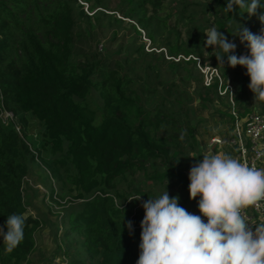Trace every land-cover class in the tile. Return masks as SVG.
<instances>
[{"label": "trees", "instance_id": "16d2710c", "mask_svg": "<svg viewBox=\"0 0 264 264\" xmlns=\"http://www.w3.org/2000/svg\"><path fill=\"white\" fill-rule=\"evenodd\" d=\"M80 1L94 11L93 18L78 0H0V104L17 114L24 136L27 114L42 126L35 155L13 127L0 123V226L6 232L7 215L13 213L27 218L24 240L12 253L4 251L0 236V264L27 263L36 250L35 232L43 220L28 213L23 191L30 162L36 158L51 181L68 184L74 193L71 201L79 205L67 214L65 235L80 230L85 254L72 252L68 263L136 264L144 215L137 205L144 194L130 184L124 194L118 183L142 172L145 180L159 184L166 178L189 184L181 168L182 155L196 144L192 123L198 116L191 104L198 98L199 107L207 108L222 96L228 98V87L220 80L222 76L225 80L226 58L222 66L214 54L220 75H211L208 85L203 84L194 58L203 57L204 51L198 38L203 26L196 18L211 11L212 22L234 43L241 42L235 36L240 25L254 34L264 28L258 16L226 11V0H175L176 23L165 29L162 46L165 55L178 59L165 58L163 50L145 52L143 44L130 40L123 60L117 57L112 68L100 69L99 62H75L73 52L77 41L93 37L92 20L103 14L97 8L108 6L105 0ZM163 4V0H119L117 7L122 17L133 19L136 34L140 35L139 26L153 40L151 23L165 20L159 17ZM113 20L118 25L122 22ZM81 22L87 27L84 34L78 31ZM179 23L183 32L177 28ZM241 50L248 53L246 42ZM133 54L141 58L143 75L136 89L134 80L121 70V61L130 59V66L136 60ZM162 64L164 72H160ZM192 81L193 94H189ZM92 90L102 101L100 121L85 103ZM183 93L190 106L184 112ZM233 94L235 106L245 104L241 95ZM260 102L264 113V101ZM248 111L237 114L243 117ZM44 150L50 154L48 162L42 160ZM136 196L140 200H128ZM61 201L55 199L58 205ZM129 220L131 233L126 226Z\"/></svg>", "mask_w": 264, "mask_h": 264}, {"label": "clouds", "instance_id": "9594fccd", "mask_svg": "<svg viewBox=\"0 0 264 264\" xmlns=\"http://www.w3.org/2000/svg\"><path fill=\"white\" fill-rule=\"evenodd\" d=\"M226 11L257 15L264 24V0H226ZM205 44L213 46L223 66L246 69L254 99L264 101V28L259 34L241 25L237 34L248 54L237 55V45L213 26L206 30ZM188 173L189 198L197 199L199 214L179 205L167 188L142 203L139 257L136 264H264V226L253 231L243 214L264 203V169L251 167L224 152H207ZM141 196L128 200H140ZM206 218V219H205ZM27 218L7 215V231L0 226L4 251L12 253L24 240ZM126 226L131 233L133 222Z\"/></svg>", "mask_w": 264, "mask_h": 264}, {"label": "rangeland", "instance_id": "374dc122", "mask_svg": "<svg viewBox=\"0 0 264 264\" xmlns=\"http://www.w3.org/2000/svg\"><path fill=\"white\" fill-rule=\"evenodd\" d=\"M163 1L164 9L159 13V17L165 20L157 24L156 19L152 21L151 27L154 28V32L152 34L153 40H151L147 35V30L137 26L140 35L136 34L131 27V25L134 24L133 19L122 17L117 7L119 0H105L104 5L108 7H98L97 10L103 12V14H100L98 19L92 20L93 28L91 32L93 33V37L88 41L82 39L77 41V45L73 52V60L81 64L99 62L100 64L98 66L100 69L112 68L111 63L115 58L119 57L123 60L124 54L127 51V44L130 40H133L134 44H143L145 52L151 50L159 52L163 50L164 56H166L165 58H172L165 55L166 49L162 46V37L166 35L165 29L167 31V27H174L176 23V2L175 0ZM198 1L207 2L210 0ZM78 2L83 4L84 12L93 18L94 11L88 10V4L80 0H78ZM258 14L259 12L257 15L253 16H258ZM114 17L121 19L122 22L120 25L113 20ZM195 21H200L203 26L198 38L203 40L204 51L203 57L194 58L196 59L197 68L203 73V84L208 85L211 75H220V71L213 64V56L217 50H213V46H207L205 44L206 33L204 32L210 27L215 26V23L212 22L211 11L205 14H199ZM86 28L85 23H79L78 31L84 34L83 31ZM177 28L182 32L184 31L183 24L181 23L177 25ZM235 44L237 45L235 52L238 56L241 54H248L241 50L242 42L235 40ZM134 57L136 60L133 61L130 66L128 65L130 59L125 62L121 61V70L125 71L134 80L133 86L136 89V87L143 82V75L141 69H139L141 67V58L137 54H133L132 58ZM172 59L176 60L178 57L176 56ZM162 66L160 72H164L166 69L164 64H162ZM222 77L220 80H223L227 87L229 86L228 98L222 96L218 100H214L207 108L199 107L198 98H195L191 104L192 107H190L189 103L186 101L187 95L185 93H183L180 98L182 111L184 112L186 107L195 108L196 115L198 116L192 123L194 126L193 131L195 132L196 144L193 148L187 147V151L182 155L181 171L187 178L190 167L200 160L204 153L224 152L235 158L230 151L231 149H228L227 146L218 148L212 143V139L214 138H227L229 136L233 127V120L228 113H231L232 108L235 109L236 112L241 113L245 108L249 110L248 113L260 112L261 102L254 99V94L248 88L249 76L246 74V69L243 66L237 65L234 68L228 66L225 68V80ZM194 84V81H192L191 85L188 86L187 91L189 94H193ZM233 92H236L238 96L241 95L244 98L245 104L238 107L232 104L231 95L233 96L235 94H233ZM219 93L222 94L223 91ZM227 102H230V105H228ZM85 103L90 110L96 112V121H100L102 101L98 92L92 90ZM26 118L28 122L27 138L32 141L33 144L37 142L39 144L42 126H40L38 121L30 114H27ZM32 134H37V136L34 137L35 139L32 137ZM42 155V160L47 162L50 161L51 157L48 151H42ZM29 170V174L25 177V181L28 182V184L25 183L23 185L25 202L28 205L27 211L32 216H40L43 220V225L35 232L36 250L29 256L27 263L21 264H51L54 255L63 254L70 259L72 252L79 253L83 256L85 252L80 245V240L82 238L80 230L70 231L65 235V219L67 218L68 212L73 209H79V205L71 201V197L74 194L73 191L68 189V184L51 181L48 171L42 164L36 161V159L30 162ZM176 180L177 179L169 181L166 178L163 184H159L153 180H145L142 172H136L134 175H128L127 181L125 183H118V186L120 189L123 188L124 194L129 191L126 184H130L131 187H138L143 191V202L148 200L149 197L160 196L167 188L170 197L173 195L179 197L180 206L184 207L190 213L198 214V198H189V184ZM51 189L53 192H51ZM31 190L34 192V200L32 201L26 198V194ZM57 193L61 199L58 197ZM55 199L62 200V205H58ZM142 203H139L137 207L144 214V209L141 206Z\"/></svg>", "mask_w": 264, "mask_h": 264}, {"label": "built area", "instance_id": "2783aa9c", "mask_svg": "<svg viewBox=\"0 0 264 264\" xmlns=\"http://www.w3.org/2000/svg\"><path fill=\"white\" fill-rule=\"evenodd\" d=\"M231 102L233 104L232 99ZM231 114L233 116V127L229 136L227 138H214L212 143L218 148L227 146L236 159L251 167L264 169V113L250 112L240 118L235 109L232 108ZM0 123L4 126L13 127L28 145L30 151L37 155L38 142L33 144L27 138L28 131L25 136L23 135L17 114L5 108L2 104H0ZM36 136L37 134H32L33 138ZM36 161L40 163L37 158ZM243 214L249 220V226L253 231L256 227L264 226V203L259 208L248 207ZM68 262V258L63 254L54 255L51 260V264H69Z\"/></svg>", "mask_w": 264, "mask_h": 264}, {"label": "crops", "instance_id": "0c3cea01", "mask_svg": "<svg viewBox=\"0 0 264 264\" xmlns=\"http://www.w3.org/2000/svg\"><path fill=\"white\" fill-rule=\"evenodd\" d=\"M30 172V170H29ZM29 174V173H28ZM31 177V176H30ZM26 198H28L30 201L34 200V192L31 190V191H28V193L26 194ZM32 203V202H31ZM27 204V203H26ZM31 207V206H30ZM35 207V206H34ZM37 248V247H36Z\"/></svg>", "mask_w": 264, "mask_h": 264}]
</instances>
